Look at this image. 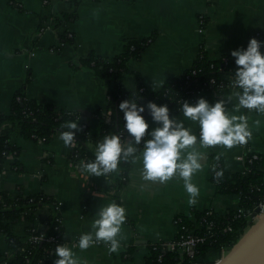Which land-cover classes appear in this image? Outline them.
Segmentation results:
<instances>
[{
  "label": "crops",
  "instance_id": "crops-1",
  "mask_svg": "<svg viewBox=\"0 0 264 264\" xmlns=\"http://www.w3.org/2000/svg\"><path fill=\"white\" fill-rule=\"evenodd\" d=\"M74 13L76 20L62 24L58 30L53 27L54 19ZM202 17L206 18L204 26ZM43 21L47 27L41 29ZM263 26L264 0H0V112L9 114L15 93L25 89L28 96L42 104L80 113V124L87 121L90 138L99 141L103 117L97 111L105 107L110 94L134 91L137 80L131 73L120 81L102 80L81 65L80 57L94 52L113 58L124 51L128 40L155 34L142 59L132 62L130 70L141 74L147 89L157 91L192 66L202 45L215 59L246 49ZM65 32L73 35V44L61 39L60 34ZM231 91H202L197 100L205 98L214 104L226 99ZM235 104L231 100L226 107L231 112ZM233 114L248 116L253 136L247 144L232 149H199L206 153V160L202 171L193 177L200 189L194 206L188 204L189 196L179 178L164 184L146 181L139 160L133 163L124 185H117L120 167L106 177L89 176L70 162L72 146L63 144L60 132L47 144L24 138L12 124L4 125L1 132L20 151L17 157L5 159L0 192L7 191L14 197L21 192L29 196L44 193L58 201L64 227L62 244H70L82 262L146 264L152 242L176 238L177 216H191L193 210L225 214L240 207L239 194H220L211 181L213 155L228 171L243 173L245 163L238 157L250 146L261 155L260 169L264 171V114L247 109ZM174 117L199 136L197 123L185 120L182 112ZM146 119L149 131L157 127L151 118ZM15 160L18 166L13 168ZM113 201L126 208L119 251L109 252L103 242L80 250L75 246L79 237L93 232L91 225L99 210ZM38 214L43 226L50 220L51 210L44 206ZM28 227L29 222L22 220L13 224V233L28 239ZM131 245V254L125 256ZM9 252V243L0 229V264H6ZM213 257L208 253L199 264H210ZM57 258L55 255L54 261Z\"/></svg>",
  "mask_w": 264,
  "mask_h": 264
},
{
  "label": "trees",
  "instance_id": "trees-1",
  "mask_svg": "<svg viewBox=\"0 0 264 264\" xmlns=\"http://www.w3.org/2000/svg\"><path fill=\"white\" fill-rule=\"evenodd\" d=\"M76 18V13L57 17L53 21V27L58 30L62 24L74 21ZM202 21V26H204L206 18L202 17ZM44 27H47L45 21L42 22L41 29ZM69 34L65 32L60 34V37L65 42L73 44V35L69 36ZM155 38L156 35L153 34L142 40H128L125 43L124 51L113 58L101 57L94 52L79 58L83 67L93 70L102 80L120 81L130 73L137 80L134 91L110 94L105 107L97 111L103 117L99 141L106 135L123 133L124 118L123 113L120 112L119 104L126 99L137 100L140 105H146L150 101L161 106L167 104L174 116L180 113L179 109L183 101L190 103L197 101L201 91L220 92L223 89H231L229 84L237 67L235 59L231 54H224L212 59L204 45L201 46L192 66L183 71L181 75L170 78L160 90L150 91L147 89L141 82V74L131 72L130 66L132 62L142 59L144 51ZM256 38L264 41V26L258 30ZM261 50L264 51V47ZM108 113L111 117L110 122L106 121ZM79 115L81 114L78 112L58 110L53 105L42 104L28 96L25 89L17 91L11 103L10 113L0 112V173L5 169V159L11 154L18 155L20 151L18 147L12 145L8 135L2 134L4 125L12 124L18 127L21 135L26 139L41 140L48 144L56 133L67 130L63 128L66 122L78 120ZM142 115L145 118H151L147 110ZM79 127L83 130L77 131V141L72 146V154L69 157L73 166L80 165L82 161H93L95 159L94 150L99 142L90 138V125L87 121L81 123ZM142 146V144L137 146V155H139V150L142 151ZM251 156V152H246L245 165L250 171L243 175L228 171L223 161L213 155L210 175L218 193L239 194L240 206L245 209L253 208L259 201L264 200V171L260 169L262 157L259 155V159L249 162ZM134 158L130 157L127 161L121 162L119 166L122 169L121 177L117 181V185H124L128 182ZM15 166H18L17 160L13 163V168ZM58 205V201L44 193L29 196L21 192L14 197L7 191L0 192V229L5 234L10 247V252L5 257L6 264H54L56 245L46 240H36V237L55 236L62 242L64 227ZM44 206H49L51 210L46 230L42 227V221L38 214V210ZM22 220L29 222L28 239H22L13 233V224ZM175 224L177 226L176 239L178 240L185 238L196 224L203 226L202 230H196L198 234L205 237V240L196 247L194 260L199 261L211 251L230 250L247 230V219L235 210L225 214H219L213 210H193L191 216H177ZM228 227L231 230H227ZM149 248L151 254L147 258L146 264H194V260L181 255L177 249L163 250L161 245L156 242H152ZM131 251L132 245L127 249L125 256L128 253L131 254Z\"/></svg>",
  "mask_w": 264,
  "mask_h": 264
},
{
  "label": "clouds",
  "instance_id": "clouds-1",
  "mask_svg": "<svg viewBox=\"0 0 264 264\" xmlns=\"http://www.w3.org/2000/svg\"><path fill=\"white\" fill-rule=\"evenodd\" d=\"M264 41L251 38L246 49L233 50L231 56L237 66L229 87L232 89L226 99L210 103L205 98H199L195 103L183 101L179 111L185 120L199 125V136L186 127L183 120L174 117L167 104L158 105L148 102L140 105L137 100L126 99L119 104L123 113V133L106 135L95 147V159L91 162L82 161L79 165L82 173L89 176H108L117 172L122 161L135 157L133 163H142L143 179L164 184L174 178L183 181L189 199V205H195L200 189L193 183V177L202 171L206 153L199 149L222 146L232 149L245 145L253 133L247 115L239 113L241 109L257 111L264 114ZM153 81V86H154ZM235 100L233 111L226 104ZM147 110L157 127L151 131L150 124L142 113ZM81 115L78 120L68 121L63 125L59 139L66 147L74 146ZM259 125V121L256 122ZM125 134L129 138L124 139ZM146 137H148L146 139ZM150 137V138H149ZM142 146V151L138 147ZM215 171V167L213 168ZM100 196L102 194H95ZM126 222V208L113 201L101 207L97 218L91 227L93 232H87L79 237L75 245L80 250H87L94 244L103 242L109 246V252H118L121 247L122 226ZM58 257L54 264H87L73 251L70 244L56 246Z\"/></svg>",
  "mask_w": 264,
  "mask_h": 264
},
{
  "label": "built area",
  "instance_id": "built-area-1",
  "mask_svg": "<svg viewBox=\"0 0 264 264\" xmlns=\"http://www.w3.org/2000/svg\"><path fill=\"white\" fill-rule=\"evenodd\" d=\"M70 36H72L70 34ZM214 82V80H213ZM202 92V91H201ZM196 101H191V103H195ZM106 121L110 122L111 117L108 113L106 116ZM85 126V125H84ZM126 137V136H125ZM246 152H251L252 156L249 159V162H252L255 159H259V154L252 151L250 146H247ZM245 152V154H246ZM245 154H242L238 157L239 161H242L245 163ZM8 157H14V154L9 155ZM245 170L242 173L243 175H246L250 169L245 165ZM59 204V203H58ZM59 208V205H58ZM256 209H259L258 212H256ZM235 211L239 212V215H243L247 219V228H249L253 223H255L261 214L264 213V200L259 201L253 208L245 209L243 207H239ZM45 230L47 229V224H44L42 226ZM203 226L201 224H196L195 228L190 230V232L187 234V236L183 239H172V240H158L156 243H159L163 250H173L177 249L180 251L181 255H185L186 257L194 260L196 256V247L200 243H202L205 240V237L203 235H200L197 233L196 230H202ZM246 228V229H247ZM227 230H231L230 227L227 228ZM36 240H46L48 242H52L54 245H62V242L56 238L55 236H49L45 237L44 235L36 237ZM78 244V243H76ZM156 248V246H155ZM194 264H199V260H194Z\"/></svg>",
  "mask_w": 264,
  "mask_h": 264
},
{
  "label": "water",
  "instance_id": "water-1",
  "mask_svg": "<svg viewBox=\"0 0 264 264\" xmlns=\"http://www.w3.org/2000/svg\"><path fill=\"white\" fill-rule=\"evenodd\" d=\"M215 264H264V213Z\"/></svg>",
  "mask_w": 264,
  "mask_h": 264
},
{
  "label": "rangeland",
  "instance_id": "rangeland-1",
  "mask_svg": "<svg viewBox=\"0 0 264 264\" xmlns=\"http://www.w3.org/2000/svg\"><path fill=\"white\" fill-rule=\"evenodd\" d=\"M226 252L227 251H220V252L211 251L210 255L212 254V256H214L213 257L214 260L210 264H215L216 262H218Z\"/></svg>",
  "mask_w": 264,
  "mask_h": 264
}]
</instances>
